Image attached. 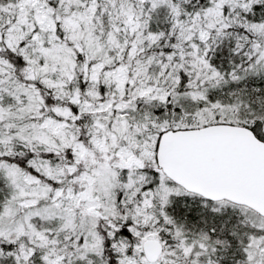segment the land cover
I'll return each mask as SVG.
<instances>
[{"label":"snow or ice","instance_id":"6c2138e0","mask_svg":"<svg viewBox=\"0 0 264 264\" xmlns=\"http://www.w3.org/2000/svg\"><path fill=\"white\" fill-rule=\"evenodd\" d=\"M0 264H264V0H0Z\"/></svg>","mask_w":264,"mask_h":264}]
</instances>
